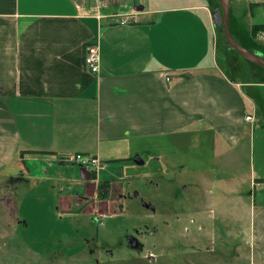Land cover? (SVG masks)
Listing matches in <instances>:
<instances>
[{
	"label": "crops",
	"instance_id": "obj_1",
	"mask_svg": "<svg viewBox=\"0 0 264 264\" xmlns=\"http://www.w3.org/2000/svg\"><path fill=\"white\" fill-rule=\"evenodd\" d=\"M238 1L230 0V32L250 45L233 10ZM216 9L217 0H0V250L23 218L29 224V213L48 205L37 203L42 193L57 216H123L131 191L123 172L144 164L142 151L161 135H185L190 148L212 135V167L222 169L213 181H231L221 176L239 160L264 83L251 66L244 83L214 61L223 46ZM88 42L99 44L97 73L83 63ZM77 153L105 164L87 169L72 159ZM197 171L200 187L208 176ZM247 238L254 264H264V206L253 207Z\"/></svg>",
	"mask_w": 264,
	"mask_h": 264
},
{
	"label": "rangeland",
	"instance_id": "obj_2",
	"mask_svg": "<svg viewBox=\"0 0 264 264\" xmlns=\"http://www.w3.org/2000/svg\"><path fill=\"white\" fill-rule=\"evenodd\" d=\"M259 1L233 3L249 38L251 25L264 24V4ZM217 9L222 13L219 0ZM222 30L217 27L223 48L215 46L212 57L216 64L244 83L253 77L249 66L256 71L254 77L264 79V70H256L233 50ZM253 89L243 87L250 96ZM255 94L256 118L248 124L239 160L221 176L232 175L231 181H213L222 169L212 167V135H203L201 146L194 148L185 135L158 136L142 151L145 163L132 161L133 170L123 172L128 190L153 205L154 211L145 208L142 199L127 198L123 216L105 218L101 223L79 214L57 216L51 195H36L37 203L43 200L48 205L40 213H29V224L22 219L15 237L0 250V264H254L247 227L253 207L264 206V180H259L264 179V100L256 88ZM197 135L193 132L190 140ZM194 155L201 157L195 159L196 165L191 161ZM114 170L109 179L121 174L120 166ZM197 170L208 176L200 187L196 186L200 179ZM99 175L105 176V172L100 170ZM154 226L157 231L150 233ZM134 227L139 229L137 235ZM126 233L136 235L141 251L126 245Z\"/></svg>",
	"mask_w": 264,
	"mask_h": 264
},
{
	"label": "water",
	"instance_id": "obj_3",
	"mask_svg": "<svg viewBox=\"0 0 264 264\" xmlns=\"http://www.w3.org/2000/svg\"><path fill=\"white\" fill-rule=\"evenodd\" d=\"M222 13L218 9L214 10L212 13L213 22L217 26H221L226 41L231 47H233L245 60L258 64L264 68V58L258 53L248 50L242 44H240L230 32V0H219ZM234 81V79L232 80ZM143 204L147 207H152L151 204L143 201ZM127 242L129 246L136 250H142V244L135 235H127Z\"/></svg>",
	"mask_w": 264,
	"mask_h": 264
},
{
	"label": "built area",
	"instance_id": "obj_4",
	"mask_svg": "<svg viewBox=\"0 0 264 264\" xmlns=\"http://www.w3.org/2000/svg\"><path fill=\"white\" fill-rule=\"evenodd\" d=\"M130 19L123 18L121 19V23H127ZM256 37L264 42V28L260 29L256 33ZM83 63L86 69L91 71L92 73H97L100 69V49L98 42H88L84 45V56ZM246 120H253L251 114H247L245 116ZM72 159L80 164L81 166L87 169H98L101 166V161L91 155L77 153L72 156Z\"/></svg>",
	"mask_w": 264,
	"mask_h": 264
},
{
	"label": "trees",
	"instance_id": "obj_5",
	"mask_svg": "<svg viewBox=\"0 0 264 264\" xmlns=\"http://www.w3.org/2000/svg\"><path fill=\"white\" fill-rule=\"evenodd\" d=\"M264 3V2H263ZM217 27H221V26H217ZM231 28V27H230ZM262 28H264V24H253V25H251V34H250V39H251V42H252V44H250V45H248V44H246V43H241L244 47H246L248 50H251V51H254V52H256V53H258L259 55H261L263 58H264V46H263V44L260 42V41H258V40H256V37H255V35H256V33L260 30V29H262ZM231 30V29H230ZM223 31V30H222ZM223 35H224V33H223ZM220 37V39L222 40V36L220 35L219 36ZM224 38H225V36H224ZM241 42V41H240ZM228 43V42H227ZM229 44V43H228ZM230 46V45H229ZM231 47V46H230ZM233 50H235L233 47H231ZM236 51V50H235ZM237 52V51H236ZM248 61V60H247ZM248 62H250V61H248ZM251 64H252V66L256 69V70H260V69H262V70H264V68L263 67H261V66H259L258 64H255V63H253V62H250ZM258 68H260V69H258ZM253 80H255L256 82H261V83H264V79H258L257 77H254V78H252ZM256 180V179H255ZM259 180H264V179H259ZM108 182L107 181H104V182H102V183H99V188L100 189H102V188H106L108 185ZM101 196L104 198V197H106V194H105V196H103L102 194H101Z\"/></svg>",
	"mask_w": 264,
	"mask_h": 264
},
{
	"label": "flooded vegetation",
	"instance_id": "obj_6",
	"mask_svg": "<svg viewBox=\"0 0 264 264\" xmlns=\"http://www.w3.org/2000/svg\"><path fill=\"white\" fill-rule=\"evenodd\" d=\"M133 194H135V193H132V191H130L128 194H127V197L128 198H130V199H134V198H139V199H142V198H140V197H137V195L136 196H134ZM141 201H143V199L141 200ZM145 208H147V207H145ZM147 209H149V210H151V211H154L155 209H153V208H147ZM159 214V211L157 210V208H156V214ZM134 230V234H138L139 233V229L138 228H136V227H134L133 228ZM157 230H156V227L154 226V227H152V230L150 231V233H152V232H156ZM127 235H132V234H130V233H126V234H124V241H125V243H126V245L129 247V248H131L130 246H129V244H128V242H127V239H126V236ZM135 235V236H136ZM143 248V247H142ZM132 249V248H131ZM132 250H134V249H132ZM111 252H109V254H110ZM150 256V259L151 260H153L152 258H151V255H149Z\"/></svg>",
	"mask_w": 264,
	"mask_h": 264
}]
</instances>
